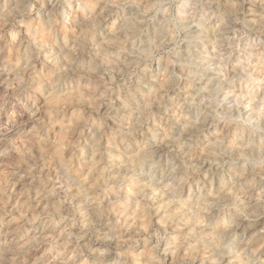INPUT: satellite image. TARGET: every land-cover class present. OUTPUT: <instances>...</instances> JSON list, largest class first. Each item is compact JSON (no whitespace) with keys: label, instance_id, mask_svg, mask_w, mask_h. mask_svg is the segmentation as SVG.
Segmentation results:
<instances>
[{"label":"clouds","instance_id":"clouds-1","mask_svg":"<svg viewBox=\"0 0 264 264\" xmlns=\"http://www.w3.org/2000/svg\"><path fill=\"white\" fill-rule=\"evenodd\" d=\"M0 264H264V0H0Z\"/></svg>","mask_w":264,"mask_h":264}]
</instances>
